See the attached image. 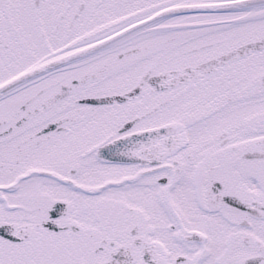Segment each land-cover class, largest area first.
<instances>
[{
	"label": "snow or ice",
	"instance_id": "snow-or-ice-1",
	"mask_svg": "<svg viewBox=\"0 0 264 264\" xmlns=\"http://www.w3.org/2000/svg\"><path fill=\"white\" fill-rule=\"evenodd\" d=\"M0 264H264V0H0Z\"/></svg>",
	"mask_w": 264,
	"mask_h": 264
}]
</instances>
